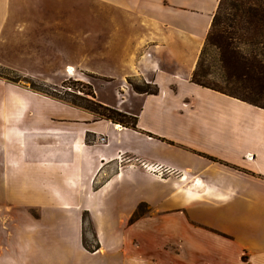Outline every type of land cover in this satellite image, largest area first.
Returning a JSON list of instances; mask_svg holds the SVG:
<instances>
[{
	"label": "crops",
	"instance_id": "crops-1",
	"mask_svg": "<svg viewBox=\"0 0 264 264\" xmlns=\"http://www.w3.org/2000/svg\"><path fill=\"white\" fill-rule=\"evenodd\" d=\"M95 1L121 71L105 77L134 92L102 104L137 127L0 78V264H264V109L191 81L219 0ZM31 2L41 16L40 0H0V65L45 80L61 49Z\"/></svg>",
	"mask_w": 264,
	"mask_h": 264
},
{
	"label": "rangeland",
	"instance_id": "rangeland-1",
	"mask_svg": "<svg viewBox=\"0 0 264 264\" xmlns=\"http://www.w3.org/2000/svg\"><path fill=\"white\" fill-rule=\"evenodd\" d=\"M30 1L34 2V0ZM40 5L45 9L41 16L46 17L45 37L47 46L45 50L53 57L54 54L57 56L61 49V71L54 73L52 69L46 70L44 80V78L23 76L16 70L0 65V78L31 88L43 95L44 93L45 95L51 94L52 96H47L70 105H73L68 102L70 100L84 104V98H89L98 103L112 101V104L120 102L121 99H126L123 104H131L134 92L131 90L130 94L127 93L120 79L105 77L108 75L119 77L121 71L116 59L103 55L100 37L103 26L101 3L95 0H40ZM33 6L35 5H32V2L26 5L28 10L26 19L30 18L34 24L40 22L41 16ZM55 19H57V24L54 26ZM54 28H56L55 31ZM56 31H60L59 34L61 35H56L57 39L53 41ZM4 48H7V50L4 49V58L10 59L16 64L23 62L31 68L35 66L31 60L22 59L23 54L19 52L20 47ZM31 49L37 50L39 47H31ZM59 63V56L56 58L55 66L51 61L56 69H59ZM68 65L74 67L73 71L66 70ZM16 79L17 81H14ZM132 80L139 84L144 82L139 78ZM32 83L36 84L34 89ZM149 87L153 89L155 85L150 83ZM89 91L94 92L95 99L87 94ZM93 117L99 119L95 113ZM177 175L175 174V176ZM167 176L168 173L162 175L161 178H167ZM143 210L145 208L142 207ZM85 229L89 235L86 241L87 245L96 246L95 237L92 236L88 223Z\"/></svg>",
	"mask_w": 264,
	"mask_h": 264
},
{
	"label": "trees",
	"instance_id": "trees-1",
	"mask_svg": "<svg viewBox=\"0 0 264 264\" xmlns=\"http://www.w3.org/2000/svg\"><path fill=\"white\" fill-rule=\"evenodd\" d=\"M191 81L264 109V0H219ZM128 82L138 93L158 91L156 86L150 89V83L139 84L130 78ZM35 85L32 83L33 89ZM87 94L96 98L93 91ZM84 100V104L68 102L99 118L137 127L135 115L89 98Z\"/></svg>",
	"mask_w": 264,
	"mask_h": 264
},
{
	"label": "built area",
	"instance_id": "built-area-1",
	"mask_svg": "<svg viewBox=\"0 0 264 264\" xmlns=\"http://www.w3.org/2000/svg\"><path fill=\"white\" fill-rule=\"evenodd\" d=\"M105 138L102 137L101 140H104ZM147 168L152 171L153 173H155L156 175H158L159 177H162V175L164 174H167V173H170L171 172V169H169L168 167H164L162 165H154V164H151V165H147Z\"/></svg>",
	"mask_w": 264,
	"mask_h": 264
},
{
	"label": "bare ground",
	"instance_id": "bare-ground-1",
	"mask_svg": "<svg viewBox=\"0 0 264 264\" xmlns=\"http://www.w3.org/2000/svg\"><path fill=\"white\" fill-rule=\"evenodd\" d=\"M68 70H69V71H73L72 67H69Z\"/></svg>",
	"mask_w": 264,
	"mask_h": 264
}]
</instances>
